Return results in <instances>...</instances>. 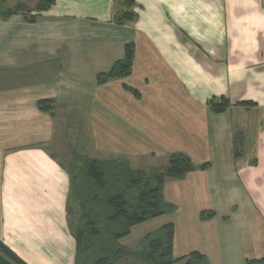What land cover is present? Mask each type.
Wrapping results in <instances>:
<instances>
[{
    "label": "crops",
    "instance_id": "obj_1",
    "mask_svg": "<svg viewBox=\"0 0 264 264\" xmlns=\"http://www.w3.org/2000/svg\"><path fill=\"white\" fill-rule=\"evenodd\" d=\"M14 1L0 6H27ZM78 1L56 0L34 23L0 16V242L26 264H76L62 159H125L149 170L159 168L151 160L185 152L196 169L163 189L173 212L132 231L143 239L173 224L175 258L264 257V0H96L92 12ZM127 46L131 73L101 82ZM148 77L161 85L157 111L169 114L155 129L139 92ZM214 98L230 105L214 112ZM196 107L206 123L170 121Z\"/></svg>",
    "mask_w": 264,
    "mask_h": 264
},
{
    "label": "trees",
    "instance_id": "obj_2",
    "mask_svg": "<svg viewBox=\"0 0 264 264\" xmlns=\"http://www.w3.org/2000/svg\"><path fill=\"white\" fill-rule=\"evenodd\" d=\"M55 2L39 0L33 9L19 4L7 9V13H3L0 7V16L8 18L22 14L25 20L34 23ZM31 12L36 14L31 16ZM133 58V47L127 46L126 58L118 62L109 74L100 76L99 80L104 82L110 78L128 76ZM209 103L217 113L230 105L225 99L215 98ZM46 104L42 102L40 107L49 109ZM240 104L246 107L255 105L249 102ZM81 163L78 171L71 172L69 169L71 200H76L79 206L77 225L72 226L70 221L77 243L76 264H121L126 259H133L131 264H209L208 259L198 252L181 258L174 257L173 224L147 234L140 241L138 250H130L120 244L134 227L173 212L174 206L164 200V185L167 179H184L196 169L189 157L173 155L163 169L149 170L134 169L125 159L102 161L82 157ZM0 264L26 263L0 242ZM246 264H264V257L249 260Z\"/></svg>",
    "mask_w": 264,
    "mask_h": 264
},
{
    "label": "rangeland",
    "instance_id": "obj_3",
    "mask_svg": "<svg viewBox=\"0 0 264 264\" xmlns=\"http://www.w3.org/2000/svg\"><path fill=\"white\" fill-rule=\"evenodd\" d=\"M21 1L27 3V6L25 5L26 7H28L29 9H33L34 8L33 6L35 4H37L39 0H21ZM120 1H122V0H120ZM95 2H96V0H79L77 3H78V5H83V9L85 11H87V12L91 11L92 12V8L90 10L87 8L95 6L94 5ZM13 3L16 4L17 0H16V2L14 1ZM120 6H122V5H119V4L117 5V7H120ZM0 7H1V10L3 13H5L7 9H9L4 4L3 5L1 4ZM65 7L67 8L66 13L71 12L69 9L70 6L66 5ZM28 8H26L27 11L29 10ZM74 10H76V9H74ZM27 11L22 10V12L25 14L27 13ZM58 11H60V9ZM30 14H32L31 16H34L36 14V12H31ZM149 57L151 58V56H149ZM146 59H148V58H146ZM155 68H156L155 63H153L151 70L154 71V73H155ZM148 78H149V80L146 81L145 85L141 84V90L139 92H141V94H142L144 103L146 104V110L148 112L147 126L149 129L150 128L155 129V127L157 125L161 124L163 119L164 118L166 119V117L169 114L162 112V111H157V110H161L160 109V105H161L160 103L162 102V99L160 97L161 93H162L161 85H160L159 81L156 79V77H153V78L148 77ZM173 86L175 88H178L175 83L173 84ZM171 92H173V89L171 90ZM174 92L176 93L175 90H174ZM181 97H183V96H181ZM175 99L176 98L174 97V100ZM190 104H192L191 101H190ZM202 104L204 105V103H202ZM207 104L210 105L209 101ZM170 119H171L170 120L171 122H175L176 124H179L180 128L182 127V125L184 127H187V126L192 127L193 125L199 126L200 121L203 123L207 122L206 113L204 111H202L201 109H198L197 107H196L195 112H193V109H190L188 112H185L184 114H182V113L178 114V117L174 114L173 116L170 117ZM167 120L168 119H166L165 122H167ZM156 131H157V129H156ZM156 131L152 132L153 138H159V135H162V134L158 135V133ZM186 135L187 134H184V133L180 134V142L181 143L183 142L184 146L187 148V146L185 145V142L190 141L191 138L186 136ZM156 140H158V139H155L154 141L151 140V141L155 142ZM159 140H161L163 142V138L162 139L159 138ZM70 144H74L72 139H70ZM176 152H178V151H176ZM184 153L185 152L174 153L169 157V159H166L164 157H161V158L158 157L159 159L151 160V161H153L151 164L159 166V168H152V169H163L164 167H166L169 164L170 158L173 155H179V154L185 155ZM62 160L65 162L67 167L71 170V172L78 171L82 166L81 165L82 164L81 163V157H79V156H74V157H70L68 159H62ZM190 160L192 161V159H190ZM194 160H197V159H194ZM133 162H134V166H137V165L145 166V164H150V162L149 161L146 162V160H142V161L136 160ZM68 214H69V218H70V221L72 223V226L75 227L77 225V221L79 218V206H78V202H76V200H74V199H72L70 204H69ZM139 234H140L139 229L137 228L136 230H134V232L132 231L128 237L121 240L120 244L126 248H129L130 250L135 251V250L140 249V241L142 239H140L141 237ZM133 261H134L133 259L132 260L126 259V260H123L121 264H131V263H133Z\"/></svg>",
    "mask_w": 264,
    "mask_h": 264
}]
</instances>
